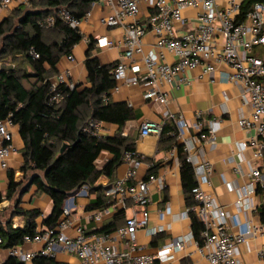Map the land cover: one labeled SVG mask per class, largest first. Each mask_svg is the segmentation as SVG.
Segmentation results:
<instances>
[{
  "label": "built area",
  "instance_id": "2783aa9c",
  "mask_svg": "<svg viewBox=\"0 0 264 264\" xmlns=\"http://www.w3.org/2000/svg\"><path fill=\"white\" fill-rule=\"evenodd\" d=\"M15 1L0 0V10H10ZM97 2L112 6V13L102 20L106 27L122 25L123 19H131L130 23L124 25L125 40L121 45L124 48L121 60L111 71L115 81L113 93L119 92L121 84L144 87V100L166 106L167 88L178 74L201 67L205 74L213 75L217 66L224 65L230 70L228 80L240 86L241 96L249 108L250 119L241 118L238 125L243 129L255 130L256 137L248 146L254 148V160L264 168V59L253 56L255 48L264 47V0H149L156 14L148 27L142 26L137 20L138 0ZM187 10L195 11L193 19L184 17ZM59 16L70 28L79 31L81 22L86 20L89 14L82 19H75L65 9H61ZM52 24L53 18L46 19V27ZM187 24L193 25L178 36L176 32ZM147 33L154 35L155 50L142 55L141 60L136 61L133 57L142 53L143 37ZM96 45L103 49L114 44L108 38L101 37L97 39ZM164 52L173 56V63L164 62ZM67 57L72 59L70 55ZM35 58L38 56L35 55ZM57 81L58 84H64L63 75H58ZM67 87L74 88L73 85ZM53 100L58 101L59 97ZM162 115L165 121L179 120L178 123H183L181 117L174 119L167 108ZM11 125L9 119L0 121L2 168L7 166L13 151ZM163 125L164 122H143L139 128V136L160 135ZM182 127L186 125L182 124L176 128L174 135L183 140L185 160L192 167L196 178V187L191 191L195 206L191 211L204 227L200 242L195 241L190 234L168 239L150 255H136L140 249L137 245L139 231H144L147 236L155 239L165 230L163 227L147 228L149 184L154 178L138 180L137 172L141 167V160L135 153L127 152L123 159V164L127 166L126 174L123 178L115 180L108 193L112 197L111 205L93 214L94 230H98L102 227L104 214L136 209L130 217L125 218L123 226L111 233H93V230L79 227L74 236L69 237L66 231L72 225L71 209L66 204L61 220L54 229L36 232L32 238L25 237L22 245L5 249L8 256L24 264L32 263L37 256L55 259L58 253L75 256L81 264H182L185 259L190 260V264H242L238 257V246L245 243L246 236L250 235L251 231L247 229L237 235L228 233L225 230L228 213L200 188L202 184L208 183L210 166L202 148L196 147V144L203 141L213 147L216 140L215 127H209L207 136L200 134L189 139L184 138ZM89 130L93 135L99 136L101 123L90 124L84 131ZM248 177L251 182L245 191L250 194L254 191V182L260 179L259 167L252 168ZM160 187L162 188L161 184ZM86 190V186H83L77 194L86 195ZM243 204L242 198L236 202L240 208ZM159 215L162 219L163 214ZM263 230L264 218L257 231ZM26 244L40 245L41 249L27 251L24 249ZM0 249H3L1 239ZM181 253L184 254L180 256ZM257 255L260 259L264 258V243L258 249ZM195 258L198 261L194 260Z\"/></svg>",
  "mask_w": 264,
  "mask_h": 264
},
{
  "label": "crops",
  "instance_id": "0c3cea01",
  "mask_svg": "<svg viewBox=\"0 0 264 264\" xmlns=\"http://www.w3.org/2000/svg\"><path fill=\"white\" fill-rule=\"evenodd\" d=\"M29 0H16L13 9L27 5ZM11 7V8H12ZM0 10V23L13 10ZM139 15L138 22L148 27L156 10L150 5L149 0H138ZM193 10L184 12V17L191 19ZM112 13V6L105 3L95 2L92 4L88 18L83 20L79 26L82 40L72 49L69 59L67 56L60 59L57 64V74L50 78L53 87H57V76L63 75L65 85H81L80 88L87 87L86 72L84 69L85 54L89 44H93L91 55L96 57L102 66L116 65L121 60L125 40L124 25L131 22L130 18L122 20V25L106 27L102 20ZM193 24H187L183 29L176 32L180 36L184 30ZM106 37L113 42V46L99 49L96 45L98 38ZM155 38L151 33L143 37L142 53L135 54L134 60L140 61L142 55L151 50H155ZM126 62V61H125ZM164 62L171 64L174 62L173 56L164 52ZM230 70L224 65L216 67L213 75L205 74L201 67L188 70L183 74H178L167 88L168 101L166 106L159 103L143 99L146 89L144 87H133L121 84L117 93L111 92V101L114 103H125L135 113V119L127 123L123 134L131 135L135 139V154L141 160V167L137 172L138 180H146L150 177L154 181L149 184V219L148 229L163 227L164 233L159 234L155 239L150 238L141 231L140 240L143 242L136 255H150L157 247L162 246L168 239L184 237L191 234L189 212L192 208H187L184 200V193L180 178V162L176 147L168 151H158L159 135L148 134L139 136V128L143 122H153L165 124L173 122L178 129L182 127L184 138H196L200 134L208 135L209 127L214 126L215 145L211 147L201 141L196 147H201L204 157L210 166L208 183L200 186L201 190L211 196L225 212V230L230 234L244 233L247 229L251 231L246 236L244 244L238 246V257L242 264H264V258L257 255L258 249L264 243V230L258 232L264 218V168L259 162L254 160V148L248 146L249 142L256 137L254 129H243L238 125L241 118L249 117V108L241 96V88L228 80ZM165 108L169 110L174 119L178 121H165L162 113ZM199 115V117H197ZM180 124V125H179ZM179 125V126H178ZM102 130L99 137L112 136L117 127L114 125L101 123ZM13 151L7 162V166H0V195L5 194L8 188V174L14 173L17 182L22 180L19 172L23 163V142L19 136L18 127L11 125ZM177 145L182 146L183 140L176 138ZM246 145L245 147H243ZM184 153V152H183ZM107 153H101L95 165L101 169L107 162ZM154 164H159L154 173L148 174V169ZM259 167L260 179L254 182L253 193L247 194L245 189L251 182L248 177L250 170ZM127 166L122 164L115 173V180L123 178L126 174ZM195 177V175H194ZM196 181V178H195ZM160 184L162 188L160 187ZM96 186L109 188L110 193L113 183L105 178H100ZM231 188V189H230ZM97 194L90 192L86 195L73 194L66 200L64 206L68 204L71 209V227L66 231V235L73 237L75 230L83 227L88 231L94 230L93 214L99 210L88 211L86 207L93 203ZM242 198L243 207H238L236 202ZM19 208L24 210H38L40 217L36 220L37 232L47 228L43 225V220L47 219L52 211L51 200L43 194H37L35 187H31L20 200ZM13 203L4 201L0 204V223L5 224L11 220L13 228L22 229L25 222L22 217L11 218ZM135 210L123 212V219L130 217ZM160 213L163 218H160ZM115 213L106 220L102 219V226L112 221ZM186 215V216H185ZM140 232V231H139ZM138 232V233H139ZM150 239V241H146ZM27 251H39L37 245L26 244ZM190 250V249H189ZM141 254H137V253ZM184 253H181L183 255ZM57 255H60L57 257ZM55 260L62 264H81L79 259L67 253H58ZM5 249H0V264L8 259ZM194 260L198 261L197 258ZM182 264H190V260H183ZM32 264V263H29ZM204 264V262H200Z\"/></svg>",
  "mask_w": 264,
  "mask_h": 264
},
{
  "label": "trees",
  "instance_id": "16d2710c",
  "mask_svg": "<svg viewBox=\"0 0 264 264\" xmlns=\"http://www.w3.org/2000/svg\"><path fill=\"white\" fill-rule=\"evenodd\" d=\"M95 2L97 0H29L27 5L14 8L0 23V62L11 58V63L15 64L0 67V121L9 119L18 127L24 146L19 170L22 180L17 182L14 173L8 174V188L0 195V204L13 203L11 218L22 217L25 225L20 229L13 228L11 220L0 223L3 249L22 245L25 237L32 238L37 232L36 220L40 212L19 208L22 196L31 187L51 200L53 211L43 220V225L54 229L61 220L66 200L83 186L87 194H97L86 210L102 211L109 207L112 203V197L107 194L109 188H101L96 183L100 178L114 183L125 153H135V139L123 134L127 123L135 119V113L127 104L111 101L115 86L111 71L116 65L102 66L91 55L93 44H89L84 61L87 87L77 85L70 89L63 83L57 87L50 83V78L57 74L60 59L69 56L82 40L77 29L61 20L59 11L65 9L73 18L82 19ZM48 18H53L50 27L45 26ZM55 97L59 100H53ZM96 123L114 125L117 130L109 137L84 131ZM174 133V123L165 122L157 148L158 151L177 148L184 200L187 208H192L195 206L191 193L196 187L194 172L185 160L182 146L177 145ZM101 153H107L109 159L98 169L95 163ZM158 166H150L148 174L154 173ZM123 212H118L111 222L92 232H114L124 225ZM189 218L193 239L200 242L203 224L194 212H189ZM2 264L24 263L8 257ZM32 264L62 263L37 256Z\"/></svg>",
  "mask_w": 264,
  "mask_h": 264
},
{
  "label": "rangeland",
  "instance_id": "374dc122",
  "mask_svg": "<svg viewBox=\"0 0 264 264\" xmlns=\"http://www.w3.org/2000/svg\"><path fill=\"white\" fill-rule=\"evenodd\" d=\"M11 9H13V7L12 8H10V10ZM192 13V15H191V19H193L194 18V16H195V11H193V12H191ZM253 56H255V57H259V58H262V59H264V47H257V48H255L254 50H253ZM6 66V67H8V66H14L15 64H12L11 63V58H6V59H4V61L3 62H0V67L1 66ZM111 214H104L103 216H102V219L103 220H106L109 216H110ZM142 236V233H141V231L137 234V245L139 246V247H141L140 245H142L143 244V242L140 240V237ZM146 241H150V239H146ZM37 248H40V245H37ZM137 254H141V253H137ZM60 255H57V257H59Z\"/></svg>",
  "mask_w": 264,
  "mask_h": 264
},
{
  "label": "water",
  "instance_id": "95a60500",
  "mask_svg": "<svg viewBox=\"0 0 264 264\" xmlns=\"http://www.w3.org/2000/svg\"><path fill=\"white\" fill-rule=\"evenodd\" d=\"M65 147H66V145H64V146L62 147V150H61V151H63Z\"/></svg>",
  "mask_w": 264,
  "mask_h": 264
}]
</instances>
